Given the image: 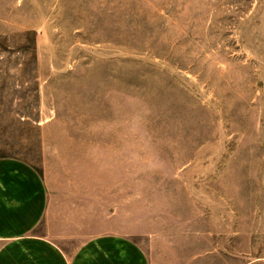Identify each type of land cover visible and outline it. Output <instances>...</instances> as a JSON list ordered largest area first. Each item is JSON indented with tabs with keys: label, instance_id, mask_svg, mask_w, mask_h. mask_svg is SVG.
<instances>
[{
	"label": "rangeland",
	"instance_id": "rangeland-1",
	"mask_svg": "<svg viewBox=\"0 0 264 264\" xmlns=\"http://www.w3.org/2000/svg\"><path fill=\"white\" fill-rule=\"evenodd\" d=\"M10 157L68 252L112 234L152 264H264V0H0Z\"/></svg>",
	"mask_w": 264,
	"mask_h": 264
},
{
	"label": "crops",
	"instance_id": "crops-1",
	"mask_svg": "<svg viewBox=\"0 0 264 264\" xmlns=\"http://www.w3.org/2000/svg\"><path fill=\"white\" fill-rule=\"evenodd\" d=\"M52 213L44 175L21 159L1 158L0 264H152L135 241L122 235L99 236L68 252Z\"/></svg>",
	"mask_w": 264,
	"mask_h": 264
}]
</instances>
